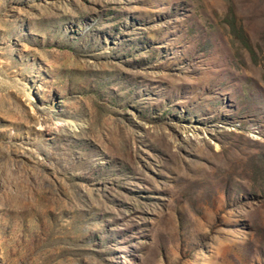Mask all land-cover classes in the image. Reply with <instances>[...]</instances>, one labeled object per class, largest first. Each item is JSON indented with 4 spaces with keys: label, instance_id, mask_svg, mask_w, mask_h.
<instances>
[{
    "label": "rangeland",
    "instance_id": "374dc122",
    "mask_svg": "<svg viewBox=\"0 0 264 264\" xmlns=\"http://www.w3.org/2000/svg\"><path fill=\"white\" fill-rule=\"evenodd\" d=\"M0 264H264V0H0Z\"/></svg>",
    "mask_w": 264,
    "mask_h": 264
}]
</instances>
